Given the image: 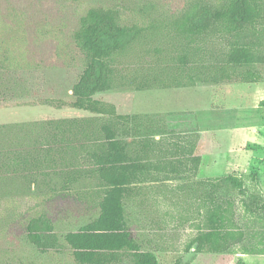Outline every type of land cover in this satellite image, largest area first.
I'll return each instance as SVG.
<instances>
[{
  "label": "trees",
  "instance_id": "16d2710c",
  "mask_svg": "<svg viewBox=\"0 0 264 264\" xmlns=\"http://www.w3.org/2000/svg\"><path fill=\"white\" fill-rule=\"evenodd\" d=\"M180 2L155 16L143 10L135 23H124L118 8L90 7L73 32L84 64L71 99L49 100L88 115L0 124V181L21 178L42 189L45 200L75 195L97 210L63 236L65 244L48 213L30 217L26 239L41 252L67 245L76 264H121L127 257L130 264H159L130 228V204L150 210L164 203L178 207L181 199L182 209L192 205L197 233L186 250L197 243L198 253L235 252L234 245L245 241L238 205L246 215L264 219V196L250 193L241 176L197 178L199 146L165 129L162 115L120 112L103 98L124 87L264 80V0ZM169 215H175L172 209L161 211L162 218ZM243 253H264V248Z\"/></svg>",
  "mask_w": 264,
  "mask_h": 264
},
{
  "label": "rangeland",
  "instance_id": "374dc122",
  "mask_svg": "<svg viewBox=\"0 0 264 264\" xmlns=\"http://www.w3.org/2000/svg\"><path fill=\"white\" fill-rule=\"evenodd\" d=\"M180 4V0H0V124L88 115V112L70 106L58 108L49 104V100L71 99V87L84 64L73 41V32L80 17L90 7L118 8L124 23H135L140 20L139 14L143 10L155 16L168 9L175 10ZM152 70L153 67H148L147 71ZM262 70L264 72V67ZM244 83V91L238 92L245 97L246 105H250L247 106L250 113L239 114L241 110L231 108L230 103V106L226 104L228 107L213 110L218 121L227 123L238 119L246 124V128L233 135V144L241 143L230 147L225 144L229 131L218 132L217 140L223 142V146L202 147L206 157L204 165L212 164L211 154L224 149L225 159L214 164V167L224 169L218 172L241 176L250 193L258 192L264 196V172L259 174L254 169L242 173V161L246 162L251 152H257L264 165V80ZM156 92V89L124 87L104 93L103 98L114 102L120 112L165 109L164 103L158 107ZM180 182L182 180L175 183ZM41 190L21 178L3 177L0 181V264H76L67 245L56 252L38 250L27 241L25 225L30 217L46 212L53 218L55 230L65 244L63 236L96 216L97 210L88 199L75 195L45 200L48 196L41 195ZM46 190L45 187L43 191ZM177 201L178 207H171L170 203L152 206L150 210L133 204L126 207L132 232L143 249L156 254L159 264H177L180 259L189 264H264V257L256 259L233 252L186 250L197 233V222L193 219V206H187L185 210L180 206L182 200ZM167 208L175 215L163 219L161 211ZM237 219L247 234L245 241L234 245L233 251L264 248V219L246 215L240 205ZM121 264H130L129 257Z\"/></svg>",
  "mask_w": 264,
  "mask_h": 264
},
{
  "label": "crops",
  "instance_id": "0c3cea01",
  "mask_svg": "<svg viewBox=\"0 0 264 264\" xmlns=\"http://www.w3.org/2000/svg\"><path fill=\"white\" fill-rule=\"evenodd\" d=\"M245 83L240 81L230 82H202L188 87H171L158 88L156 94L158 97V107L161 103L165 104V109L160 108L157 111H149L142 113L160 114L163 116L162 126L168 130H175L181 135L187 137L190 144L198 145L202 160L199 166L197 178H212L226 176L218 171H223L219 167H214L215 162H221L225 159L226 151L219 150L217 154H211V162L209 166L204 165L205 153L204 148L210 145L223 146V142L217 140L218 132L228 130L229 139L225 144L236 146L241 142H232L235 131L246 128V124L240 123L239 120H229L227 123L217 119L214 116V109H221L228 104L231 108L241 110L239 114L250 113L251 110L246 105L245 97L238 92L244 91ZM152 90V89H151ZM234 90V92H233ZM160 102V103H159ZM230 103V104H229ZM226 105V107H228ZM254 126V125H250ZM192 134V135H189ZM186 141H183V144ZM232 150V149H230ZM230 152V151H229ZM228 152V154H229ZM207 155V154H206ZM243 162V172L247 174L251 170H257L259 174L264 172V165L262 158L257 152H251L250 158ZM235 251L238 256H245V258L262 259L264 253H243Z\"/></svg>",
  "mask_w": 264,
  "mask_h": 264
},
{
  "label": "water",
  "instance_id": "95a60500",
  "mask_svg": "<svg viewBox=\"0 0 264 264\" xmlns=\"http://www.w3.org/2000/svg\"><path fill=\"white\" fill-rule=\"evenodd\" d=\"M196 248H197V243L193 244V246L189 250H195L196 251Z\"/></svg>",
  "mask_w": 264,
  "mask_h": 264
}]
</instances>
